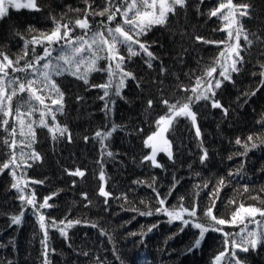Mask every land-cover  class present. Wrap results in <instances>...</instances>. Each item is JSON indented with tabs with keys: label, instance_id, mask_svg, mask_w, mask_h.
Here are the masks:
<instances>
[{
	"label": "trees",
	"instance_id": "16d2710c",
	"mask_svg": "<svg viewBox=\"0 0 264 264\" xmlns=\"http://www.w3.org/2000/svg\"><path fill=\"white\" fill-rule=\"evenodd\" d=\"M232 2L249 6L240 25L252 43L240 39L243 62L236 65L239 70L230 73L229 80L219 76L221 68L218 71L216 63L229 41L226 29L229 22L222 16L210 15L220 4L227 5L228 0H186L184 7L177 6L174 14L169 13L164 25L153 26L139 37L141 43L150 46L148 50L155 57L151 67L144 54L129 58L127 49L120 47V55L125 58L123 71L132 76L125 79L119 95L113 86L109 96L101 99L104 90L95 86L107 82L108 75L103 71L91 72L88 84L70 74L53 78L63 93V111L56 113L55 123L66 127L68 132L53 139L48 130L55 126L50 116L46 117L48 127L34 124L35 138L30 147L23 146V152H34L38 159L26 156L27 165L15 169V180L12 166L3 168L13 151L4 141L15 139L19 145L22 137L15 110L23 105L27 95L13 97L9 123L6 128L0 126V264H215V257L226 252V248L220 264H227L231 239L225 245L222 232L209 230L195 247L200 230L193 223L209 226L204 213L213 203V214L227 221L241 205L264 210V0ZM35 3L36 8L9 7L0 18V53L14 63L23 57L17 67L43 56L42 49L31 41L49 35L56 21L74 23L84 19L86 11L96 13L87 17L91 32L102 23L114 28L122 21L120 14L119 19L111 22L107 15L98 14L105 8L120 6L123 2L119 0H35ZM221 11L227 14L226 9ZM71 35L75 38L85 33L77 27ZM66 48L64 43L49 45L53 63ZM107 64L101 60L99 68L104 69ZM213 67L216 68L213 83L221 80L213 99L222 108L212 107L211 100L192 104L195 123L190 118L175 119L165 133L171 145V158L166 152H158L156 161L161 166H153L144 159L151 151L145 140L156 132L159 117L168 112L163 101L187 102L197 78H203ZM9 76L23 79L25 73L10 71ZM106 101L110 110L105 108ZM45 103L55 108L51 99L46 98ZM223 109H227V114ZM27 111L26 106L20 107L25 124L29 120L39 121L38 112L29 117ZM3 119L0 114V122ZM14 125L15 137L11 135ZM113 127L116 130L103 141L112 153L108 156L96 133L109 132ZM14 151L19 163L20 147ZM205 152L207 156L202 162ZM77 169L84 175L69 174ZM17 181L21 185L27 182L23 194L27 197L34 192L37 205L51 197L48 200L51 207L33 209L22 204L21 193L12 188ZM101 186L111 193L107 203L99 194ZM157 193L159 199H165L164 207L169 210L179 209L181 204L191 210L195 204L196 217L185 215L187 225L181 220L170 222L163 211L156 212L161 207ZM149 211L153 214H140ZM22 212L21 223L13 224L12 217ZM40 215L45 217L47 238L40 227ZM240 215L246 214L241 211ZM255 219L264 220L259 214ZM52 221L61 228L69 221L73 223L72 227L64 228L66 235H62ZM221 227L223 232L237 233L244 225ZM248 229L258 230L255 223H248ZM234 259L241 264H264V243L247 252L237 249Z\"/></svg>",
	"mask_w": 264,
	"mask_h": 264
},
{
	"label": "snow or ice",
	"instance_id": "6c2138e0",
	"mask_svg": "<svg viewBox=\"0 0 264 264\" xmlns=\"http://www.w3.org/2000/svg\"><path fill=\"white\" fill-rule=\"evenodd\" d=\"M186 0H123V3L116 7L115 10H112L111 7L105 8L103 12L98 13L99 15H107V20L109 22L116 19L117 14L122 16V21L120 24H117L114 28L109 27L108 24L102 23L100 28L95 32H91L90 25L88 23V15H95L96 13L85 12L84 19H77L74 23H64L61 24L59 21H56L54 30L47 36H44L43 39L34 37L31 43L33 44H42L47 41L48 45L59 44L61 41L67 45L66 49H62L61 54L55 57L56 63H53L51 58L52 53L49 47H45L43 56L36 57L33 61H29L25 64L24 67H14V62L8 58L7 55L0 53L2 60H0V114H3L5 119L0 122V126L7 127L9 121L7 117L12 113L11 102L13 97L19 96L22 94L27 95V99L23 102V105H18L15 110V118L20 127V136L22 137L19 145L15 139L11 142L5 140L4 143L9 149L13 150L11 152V159L8 163L3 165L4 169L10 168L12 166V175L14 180L16 179L15 169L19 168L21 164L27 165L28 159H38V155L33 153H24L23 146L26 144L28 147L31 146V142L35 138V129L34 124H38L40 127H48L46 123V117L50 116L54 122V127H49L48 130L52 134L53 139L64 136L68 130L66 127L59 126L56 121V113L63 111V93L60 91L58 86L54 81V77L61 76L64 74H70L75 76L78 79L83 80L85 84H88V76L91 72L103 71L108 75V80L105 84L97 85L104 90V95L101 99L109 96V89L115 85V94H120V89L124 84L125 79L131 77V73L123 71L122 65L125 62L124 56L120 55V47H124L128 51V56L144 54L147 57L146 63L151 67V61L155 59L153 54L148 50L150 47L144 43H141L139 37L146 34L153 26L164 25L167 21L169 13L174 14L177 6L184 7ZM36 8L35 0H27V3H19L17 0H0V18L6 15L8 8ZM248 5H234L232 0H228L227 5L220 4V6L210 13L211 16H222V18L233 25V28L228 31V39L235 40L234 45L227 46L228 55L231 59V63L227 66L220 63V59L217 60V65L221 68L219 76L224 80H229L231 78L230 73L236 72L239 69L236 67L237 64L243 62V58L240 56V39L243 37L246 44H251L252 41L248 38V34L244 32L242 25H240V19L247 15ZM226 9L227 14H224L221 10ZM81 29L85 35L80 37L73 38L71 33L74 28ZM103 29V30H100ZM90 33V34H89ZM197 39H200L199 37ZM207 42V41H206ZM225 43V42H220ZM138 46V47H137ZM27 52L25 53V56ZM226 53L221 52L220 58H225ZM19 59H23L20 57ZM19 59L15 61V64H19ZM107 61V67L104 69L99 68V61ZM6 61L7 63H4ZM41 61H46L41 64ZM11 68L13 73H25V77L21 79L19 76H9L8 69ZM216 72V68L213 67L205 72L203 78H197L196 86L190 89L193 95L189 96L187 102L180 104L179 102L174 104H169L168 101H163L165 106L168 108L166 115L159 117L156 121L157 132L149 135L145 140V146L151 148V154L145 156L146 161H151L152 165L155 167H160L156 161V155L158 152H166L171 158L170 152V142L164 138V133L169 131L173 122L178 117L190 118L193 123H195L196 115L191 110V105L199 102L200 100H211L212 107L222 108V105L219 102L215 101L213 97L215 96L214 89L221 86V80L216 79L213 83V73ZM118 78V79H116ZM134 78V77H133ZM206 87L201 90L200 86L205 84ZM185 91H189L185 89ZM38 93H44L41 95ZM254 94V93H253ZM58 97L53 98V97ZM51 99V105L49 106L45 103V99ZM26 106L28 111L27 115L30 117L32 114L38 112L40 119L39 121L29 120L27 124L21 119L23 113L20 112V107ZM42 106V109H41ZM148 106H152V101L148 102ZM105 108L109 109L108 102H105ZM225 114H227V109H223ZM26 128V130H25ZM115 127L109 132L96 133V138L99 139L102 143V148L108 156H112L111 152L107 151V146L103 144V141L107 140L112 131H115ZM17 132L16 125L13 126L11 135L15 137ZM197 135H199V129L197 128ZM157 137L159 138L157 140ZM70 139V137H69ZM87 139V138H86ZM249 140L252 139L250 136ZM156 140L155 143L153 141ZM237 144H240L241 141L237 139ZM20 147V156L19 163H17V158L15 155V149ZM253 148L256 147L255 144L252 145ZM247 150V146L245 145ZM207 153L205 152L204 156L201 158V161L206 158ZM231 158V157H230ZM30 166V165H28ZM2 171V169H0ZM71 175L83 176L84 173L79 169L74 172H70ZM231 176L232 173H229ZM101 179H103V172H101ZM40 183V182H36ZM221 185L223 180L220 181ZM206 186V185H205ZM27 187V182L24 185H21L18 181L12 184V188L17 189L21 193L19 199L22 204L31 206L33 209H43L51 207L48 204V200L51 197H46L42 204L37 205L35 202V193H31L29 196H25L24 189ZM247 190V189H245ZM155 191V189H153ZM218 191V189H217ZM99 194L104 196L105 203H107V198L111 196V193L105 191V188L101 186ZM158 203L161 207L156 209V212L163 211L166 215L170 217L171 220H181L185 225L189 224V220L184 219L185 215L189 217H196L197 209L194 204L192 209L189 210L184 208L181 204L179 209L173 208L169 210L165 208V199H159V193H157ZM86 199V194L84 196ZM126 198V197H125ZM183 200V197H181ZM213 207H209L204 215L209 219L210 225L205 226L201 223H193V227L200 230V239L195 241L194 246L198 247L201 243V240L204 237V234L209 230L222 232L225 237V245L228 244L229 239H231L232 250L228 254L227 264H241L236 257V250L239 249L241 252H247L249 248H256L258 244L264 243V220L257 221L255 218L257 214L260 217L264 218V210L255 207L244 208L243 205L240 206V209L233 214V217L230 221L224 219H218L213 214ZM243 211L246 215H240V212ZM141 215H152L151 211L146 213H140ZM23 212L12 217L13 224L21 223ZM247 218L248 223H255L258 230H249L248 223H245ZM40 227L45 231V238H47V228L45 226V217L43 215L39 216ZM71 221L67 224H64L63 221L60 224H64V227L61 228L56 224L55 221H52L51 224L53 227L58 228L61 231L62 235H66L64 228L72 227ZM77 223H79L77 221ZM225 224L239 225L243 224L244 227L240 229L237 233H228L223 232L221 226ZM95 227V225H92ZM151 231V229H149ZM227 252V248H226ZM226 252H221L215 257V264H220V261L225 258ZM47 253H45L46 255Z\"/></svg>",
	"mask_w": 264,
	"mask_h": 264
},
{
	"label": "rangeland",
	"instance_id": "374dc122",
	"mask_svg": "<svg viewBox=\"0 0 264 264\" xmlns=\"http://www.w3.org/2000/svg\"><path fill=\"white\" fill-rule=\"evenodd\" d=\"M19 0H17V2H18ZM120 2H123V0H119ZM25 3H27V0L25 1ZM116 8V7H115ZM115 8H112V10H115ZM116 18H120V16H119V14H117V16H116ZM233 28V25L231 24V23H228V25L226 26V29L229 31V30H231ZM75 33V32H74ZM76 35V34H75ZM62 43H64L63 41H61L59 44H62ZM235 44V40L233 39V40H229L225 45H224V48L222 49V52H225L226 53V56H225V58H220V56H219V59H220V63H222V64H225V66H227V65H229L230 63H231V59L229 58V55H228V50H227V46H229V45H234ZM34 45H37L39 48H41L42 49V52H43V54H44V49H45V47L47 46V47H49V45H48V43H47V41H45L44 43H42V44H34ZM42 45H43V48H42ZM53 45V44H52ZM4 63H7L6 61H4ZM13 66L14 67H17V64H13ZM219 66L217 65V68H218ZM220 68V67H219ZM218 68V71L220 70ZM11 71V68H9L8 69V72H10ZM116 79H118V78H116ZM113 86H115V85H113ZM196 86V85H195ZM194 86V87H195ZM206 87V82H205V84H202L201 86H200V88H201V90H203L204 88ZM192 95H193V93H192ZM185 103V102H184ZM42 109V108H41ZM156 132H157V130H156ZM164 138H165V133H164ZM159 138L157 137V140H158ZM166 139V138H165ZM156 142V140H154L153 141V143H155ZM150 154H151V151H150ZM44 230V229H43Z\"/></svg>",
	"mask_w": 264,
	"mask_h": 264
}]
</instances>
